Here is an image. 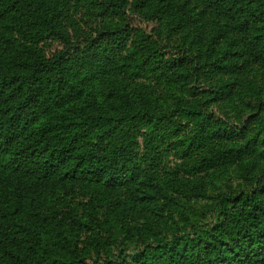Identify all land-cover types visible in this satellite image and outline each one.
<instances>
[{"label":"rangeland","instance_id":"374dc122","mask_svg":"<svg viewBox=\"0 0 264 264\" xmlns=\"http://www.w3.org/2000/svg\"><path fill=\"white\" fill-rule=\"evenodd\" d=\"M99 1L0 0V69L22 72L23 63L55 55L62 37L118 28L121 21ZM119 1L167 57L191 61L168 73L151 62L140 66L132 42L115 56L72 65L68 78L78 95L70 102L56 107L48 96L38 99L39 123L120 116L111 94L128 114L174 115L156 130L133 123L129 139L141 166V192L110 208L104 224L114 238L129 228L149 240L152 234L170 239L193 233V226L201 232L214 226L222 202L242 193L264 204V0ZM204 115H212L205 127L198 123ZM216 119L240 131L218 139ZM103 130L90 127L85 139Z\"/></svg>","mask_w":264,"mask_h":264},{"label":"trees","instance_id":"16d2710c","mask_svg":"<svg viewBox=\"0 0 264 264\" xmlns=\"http://www.w3.org/2000/svg\"><path fill=\"white\" fill-rule=\"evenodd\" d=\"M99 4L121 21L118 28L62 37L55 55L23 63L22 72L0 69V264L264 262V204L247 193L224 200L216 224L204 232L193 226V233L170 239L152 234L149 240L127 228L114 238L104 224L110 208L141 192V166L129 139L133 123L156 130L173 123V114H128L121 98L111 94L108 99L123 112L120 116L89 113L78 123H39L41 95L56 107L78 95L68 74L80 60L107 59L136 42L140 66L151 62L168 73L191 61L167 57L149 32L132 24L123 2ZM211 119L204 115L198 123L205 127ZM98 125L105 130L85 139ZM213 127L218 139H232L240 131L219 119ZM119 131L124 133L115 142Z\"/></svg>","mask_w":264,"mask_h":264}]
</instances>
